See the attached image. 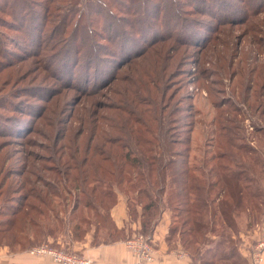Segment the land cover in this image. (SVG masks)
Here are the masks:
<instances>
[{"label":"trees","instance_id":"trees-1","mask_svg":"<svg viewBox=\"0 0 264 264\" xmlns=\"http://www.w3.org/2000/svg\"><path fill=\"white\" fill-rule=\"evenodd\" d=\"M214 1L167 0V4L166 0H72L71 5L85 10V13L67 8L65 16L69 14V19L76 21L71 31L73 43L84 41L88 51H95L97 56L104 55L93 46V32L97 30L95 32L101 38L99 45L104 49L114 47L117 52H110V55L123 58L121 55L131 49L123 43L133 40L126 32L130 28L134 30L135 20H130L132 15L136 14L138 22L136 33L142 31L145 38L151 36V40L164 37L163 42L174 40L181 43L175 35L178 32L176 27L153 30L147 21L150 19L148 12L157 21L165 8L168 12H177L179 17L184 11L181 4L190 3L187 13L203 14L193 5L205 4V14L210 16V4H215ZM218 1L223 2V6H219L221 15L217 17L214 13L211 16L217 20L216 29L203 25V29L196 30L192 28L196 27V21L188 18L194 15L183 17L190 27L184 30L189 33H186L187 44L197 51L191 64H212L213 68H206L207 71H201L200 75L211 74L217 84L228 77L233 97L244 94L240 102L231 101L222 91L223 98L212 97L214 132L212 154L205 158L208 161L206 172L197 173L198 170L189 163L192 129L187 130L185 136L178 131L187 124L185 119H189L191 114L186 113L190 110L183 115L179 102L174 106L178 110H173L170 104L174 96L168 94V88L164 89L166 85L161 86V79H151V70L135 69L133 58L127 57L121 60L122 63H117L116 70L118 72L133 64L130 68L133 69L132 75L127 78L114 73L105 84L113 85V94L123 104L103 106L101 109L109 113L108 119L103 118L99 110L93 111L91 120L84 118L83 114L79 120L75 119L78 127L69 122L54 130L49 154L28 152L29 146L36 145L35 141L31 142L36 123L30 121L27 135L26 128H15L13 121L25 123L29 118H13L12 123L7 120L8 125L11 124L7 130L0 116V139L5 136L4 129L9 133L14 128V134L19 137L15 141L22 148L18 154H24L13 164L11 161L15 155L9 150L4 152L10 144L0 140V247L16 253L47 243L70 252L67 242L61 238L63 235L79 242L92 232V246L125 241L137 233L151 236L162 213L169 210L170 226L165 240L171 248L179 243L192 264H246L239 254V238L236 236L240 237L237 235L240 226L245 230L251 229L264 213L261 183L264 151L252 144L253 140L256 143L264 141V32L261 30L263 35H256L254 43L260 50L256 53L261 60L252 58L253 66L246 70L250 76H246L247 83L240 92L245 77L243 61L236 68L231 61L236 51L231 37L233 27L238 25L235 23L238 8L230 12V6L223 8L225 1ZM255 4L264 6V0H256ZM34 12L30 0H0V23L16 26L24 34L32 22L39 25L42 22ZM86 22L92 28L84 27ZM155 33L161 36L154 37ZM26 34L32 35L28 31ZM141 41L139 39L138 42ZM163 50L167 52L169 48L154 49V64L160 65L154 67L166 72L168 66L160 63ZM149 51L151 49L145 45L138 48L132 57L138 59ZM164 56L166 60L173 59L167 54ZM180 64L181 61L176 66ZM177 70V75L184 73L180 72L184 71L181 68ZM257 71L258 79L252 77ZM196 72L191 77H195ZM137 77L147 78L148 82L145 80L144 85L135 82ZM196 84L197 80L189 83ZM212 93H218V90ZM57 95L54 94L47 102L56 99ZM186 98L190 102L194 99L189 95ZM239 104L253 119L252 135H248L246 126L242 125L244 114L238 108ZM70 107L68 113L72 111ZM7 110L15 111L13 108ZM59 111L58 108L56 117ZM22 130L25 131L22 133ZM41 131L38 129L37 134L44 135ZM118 192L127 198L129 217L138 220V227L128 235L124 228L116 227L110 215ZM137 208H140L139 216Z\"/></svg>","mask_w":264,"mask_h":264},{"label":"rangeland","instance_id":"rangeland-1","mask_svg":"<svg viewBox=\"0 0 264 264\" xmlns=\"http://www.w3.org/2000/svg\"><path fill=\"white\" fill-rule=\"evenodd\" d=\"M30 1L35 9L34 13L39 15L42 19L40 25L37 22H32L28 25L26 33L28 31L31 32L32 35L29 36L22 31L20 32L16 26L2 25L0 23V116L4 119L2 122L7 126V130L9 126L11 127V124L9 123L8 125V122L11 121L12 123L13 118H29V121L25 123L16 120L13 121L15 128H21V126L25 127L27 135L30 121L37 124L34 130L35 134L32 135L33 138L31 139V142L35 141L36 145L29 146L28 150L30 151L28 152H33V154L36 155H44L45 153L49 154V147L52 142L51 137L54 130H57L60 126L69 122H72L73 126L78 127L79 124L74 121L75 119L79 120L82 114L84 118L86 117L88 120H91L89 118L93 116L92 112H97L99 110V114L103 116V118L108 119L110 117L109 113L103 111L101 108L103 106H112L115 104L122 105L123 103L119 102V97L113 94V85L111 83L107 85L105 84L110 78H112L114 73H120V76H126L129 78L132 75L131 71L133 70L130 68L135 64L136 67L133 66L135 69L140 68L144 70V72H146V70L153 71L150 78L158 77L161 79V86L164 87V85H166L164 89L168 88V94L172 93L174 96L173 103L177 102L175 105L173 103L170 104V107L173 110H178V107H180L179 110H181L183 115H185L186 110H190V113H186L191 114L189 119H185L187 120V124L180 127L178 131L182 136H185L186 131L192 129V149L190 151L189 163L198 170L197 173L206 172L208 161L205 158H208L212 154L211 141L214 132L212 120L215 112L212 105L214 100L212 97L219 96V100L223 98L226 92L228 95L227 98H230L231 101L240 102L242 95L244 97V94H236V97H233L229 88L231 82L228 77L225 78V82L221 81L220 84H217L218 81L215 82L212 79L214 77H212L211 74L205 73L200 75L202 74L201 71L206 70V68H213L212 64H191L194 62L192 56L196 54L197 51L194 47L189 48L190 45L187 44L188 42L186 40H188L189 33L185 31L190 27H187V21H183V17L186 18V16L194 15L193 17L188 18H192L196 21V27H192L196 30L203 29V25L216 29L218 26L217 20H214L211 16L214 13H216L215 16L217 17L221 15L219 12L222 10L219 6H223V2L218 3L219 1L216 0L214 1L215 4H210V16L205 14V4L193 5L196 9L202 10L205 15L187 13L186 10L192 5L190 3L181 4L180 7L183 8L184 11L181 12L179 17L177 12H168L165 8V11H161V19L157 21V19L151 17L152 13L148 12L150 19L148 18L147 21L150 23L153 30L159 31L161 27H176L178 32H176L175 35L178 36V40L182 41L180 42L183 46L181 43L174 40L163 42L165 40L164 37L151 40L152 37L145 38L146 36L142 31L136 33L138 22L136 14L132 15L130 20H135L134 30L130 28L127 29L126 32L133 40L130 39L128 42L123 43L127 47H131V49L126 51V54L121 53V57L123 58H114V56L110 55V52L116 53V49L114 47L108 49L101 47L102 45H99L101 44L100 35L95 32L97 30L93 32V46H96L99 53L104 55L97 56L95 51H88L84 41L79 43L75 41V43H73V35L71 34V31L76 21L75 19H69V14L65 16V12L67 8L74 11L83 9L71 5L72 0ZM76 1L81 2V0ZM223 1L226 2L223 8L227 9L230 6V12L236 11V8H238V13L235 16V23L238 25L233 27L232 37L234 38L232 39L231 37V44L236 48V51L233 52V55L235 56L231 61L234 63L235 68L237 67V64H240L241 61H243L242 67L245 69L243 72L245 77L244 81H242V90L240 91L243 92L245 84L247 83L246 76L249 75V72L246 70L249 69L250 66H253L254 57L261 60L256 53V51L260 52V50L254 45V43L256 35L257 37L263 35L261 30L264 32V12L260 14L261 11H264V6L255 4L256 0H244L243 2H239V0ZM166 3L168 4L167 0ZM83 12L85 13V10H83ZM117 14L120 15L119 12ZM85 18L87 17L85 16ZM84 27L92 28L87 22ZM221 29H223L222 26ZM98 30L99 32H102L101 29ZM158 36H161L160 33H155L154 37ZM221 38H223V36H221ZM139 39H142L140 43L138 42ZM71 44L74 46L69 48ZM107 44L108 43L105 45ZM145 45H147L151 51L138 59L132 57V54L137 51L138 48L145 47ZM161 47L165 49L169 48L167 52L163 50V57L160 61L162 66H168L166 72L162 71L160 68L154 67L160 66L157 62L154 64V49H159ZM176 47L178 48L177 52H175ZM164 54L172 56L173 59L166 60ZM127 57L133 58L135 63L130 67H123L117 72V63ZM180 61L182 67H180V65L176 66V63ZM122 62L123 61L120 63ZM180 68L181 70H184L180 72L184 73L177 75L176 71ZM173 70H175V72L171 73ZM195 70L197 71L195 77H191V74L194 73ZM258 72L259 71H257L252 77L258 79ZM145 80L148 82L147 78L142 79L137 77L135 82L144 85ZM193 80H197V84L189 85ZM235 88H238V86L236 85ZM217 90L218 93H212ZM221 91L224 92V94H221ZM57 93L59 95H57L56 99L53 98L47 102ZM188 95L194 98L191 102L186 98ZM152 98L155 97L152 96ZM178 102L179 106L174 107L178 105ZM6 106H8V108H6ZM70 106H72V111L68 113L69 108H71ZM9 108H13L15 111L11 112L10 110H7ZM58 108L60 111L59 115L56 117L55 112ZM82 108L83 110L81 112ZM238 108L242 110V113L244 114L242 125L247 127H245L246 133L252 135L251 128L253 126V119L250 118V113L246 112L240 104ZM41 113L42 117L38 118ZM71 115L72 119H70ZM103 121L104 120L101 122ZM38 129H41V132L44 135H38ZM7 130L4 129L6 137L4 136L0 140L10 144L9 147L7 146L4 149V152L9 150V153L15 155L11 161L14 164V161L24 154H18L22 148L15 141L19 137H16V134H14V128L8 131L9 133H7ZM24 131L25 130H22L21 132L23 133ZM252 144L259 146L264 151V141L261 140V143H256V140H253ZM261 183L264 189V177L261 179ZM263 229L264 213L263 218L256 222L255 225H252L251 229L245 230L244 228H241V226L239 228L237 235L241 237L236 236L237 239L239 238L237 248L246 264H250L249 253L255 247L257 240L260 239L262 232L264 231ZM249 232L252 234H255L256 232L257 237L251 240L249 239V242L246 243L243 238L246 237L245 239H247ZM248 250H250L249 253L245 252Z\"/></svg>","mask_w":264,"mask_h":264},{"label":"crops","instance_id":"crops-1","mask_svg":"<svg viewBox=\"0 0 264 264\" xmlns=\"http://www.w3.org/2000/svg\"><path fill=\"white\" fill-rule=\"evenodd\" d=\"M110 215L116 227L124 228L127 235L129 234L128 232L132 233L138 227V220H132L131 217H129L127 198L122 193L118 192L117 202L111 209ZM137 215H140V208H137ZM170 218V211L165 210L151 235V244L153 247V262L151 264H192L191 259L179 243L176 242L173 245L174 247L172 246L173 248H171L165 240L170 226ZM248 235L247 239H245L246 237L243 238L246 243L249 242V239L251 240L257 237L256 232L255 234L249 232ZM61 238L63 241L67 242L66 244L71 251L77 252L88 259L89 264H139L137 258L126 244V241L129 238L125 241H117L98 246L90 245L92 232L87 233L84 239L79 242L69 240L67 235H63ZM0 264L56 263H54L49 257L31 256L28 253V250L11 253L6 247H0Z\"/></svg>","mask_w":264,"mask_h":264},{"label":"built area","instance_id":"built-area-1","mask_svg":"<svg viewBox=\"0 0 264 264\" xmlns=\"http://www.w3.org/2000/svg\"><path fill=\"white\" fill-rule=\"evenodd\" d=\"M151 243V236H144L139 233L134 234L126 241L128 248L133 252L139 264H151L153 262V247ZM28 253L34 257H49L56 264H89L88 259L81 254L57 249L47 243L30 248ZM249 255L250 264H264V233L257 240Z\"/></svg>","mask_w":264,"mask_h":264}]
</instances>
